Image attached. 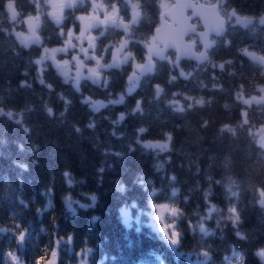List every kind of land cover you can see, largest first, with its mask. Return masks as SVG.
Here are the masks:
<instances>
[{
  "label": "trees",
  "instance_id": "obj_1",
  "mask_svg": "<svg viewBox=\"0 0 264 264\" xmlns=\"http://www.w3.org/2000/svg\"><path fill=\"white\" fill-rule=\"evenodd\" d=\"M160 1L130 0L139 9L133 21L129 0H101L106 11L115 6L128 26L107 28L99 49L110 43L111 53L125 38L133 60L144 64ZM210 1L226 24L211 38L206 62L177 59L168 50L139 75L128 59L103 70L100 83L82 79L77 91L49 61L42 75L35 61L44 49L62 45L68 30H77L76 16L90 4L67 8L57 24L42 0H0V108L13 112L11 118L0 115V229L7 230L0 231V264H10L9 250L22 264L40 256L44 264L53 251L55 264H79L86 251L87 264H240L233 252L243 254V264H264L256 255L264 249V144L255 133L264 126V68L251 60L264 56V0ZM37 13L39 43L24 44L16 32H24V18ZM120 96L123 103L110 104ZM85 97L107 107L96 112L82 102ZM137 100L141 112H134ZM120 114L125 119L114 124ZM141 127L146 131L138 134ZM166 134L172 136L168 151L137 143L165 142ZM93 195L94 207H79L91 204ZM152 203L182 210L177 246L149 224ZM233 207L236 224L228 211ZM201 223L208 235L199 231ZM16 225L27 229L24 242L12 232Z\"/></svg>",
  "mask_w": 264,
  "mask_h": 264
},
{
  "label": "rangeland",
  "instance_id": "obj_2",
  "mask_svg": "<svg viewBox=\"0 0 264 264\" xmlns=\"http://www.w3.org/2000/svg\"><path fill=\"white\" fill-rule=\"evenodd\" d=\"M44 5L47 7V12L50 15V17L57 23L60 24L64 16L65 10L67 8H71L74 4L77 2L80 3H89L90 9L87 10L86 13L78 14L76 16V20L78 21V28L76 31H73V40H72V46L68 47V50L66 53H57L56 60L63 66V62L65 60L69 61L68 64V71L69 75L67 80H70L73 85L75 86V80L77 76V72H82V75L80 77V81L82 79H88L89 81L93 82V79L99 78L101 81L102 79V71L105 69H108L109 65L111 66H119L121 63L126 62L128 59L133 60L131 52H128L126 50V43L127 39L122 38L114 47H112L111 53H110V43L104 44L101 49L98 47V38L102 35L104 37V33L107 28L111 27H119L121 29L126 30L128 24H125L121 21L117 14V10L115 12V18L109 16V18L104 22L100 23V20L104 18V11H102L100 4L101 0H42ZM205 3H213L210 0H201ZM130 2V0H129ZM53 3L59 4V8H53ZM171 5L170 0H161L160 1V9L161 12L168 9V7ZM40 8L43 9V6L40 5ZM105 9V7L103 6ZM114 9L111 11H107L109 13L113 12ZM132 10L139 13L138 6L130 2V12ZM80 17H89L87 21V26L85 27V22L81 21ZM131 18V15H130ZM40 22V14L37 13L36 15L27 16L23 20V24L25 27L24 32H16V36L20 42H24L25 40H30L35 37H38L36 33V29ZM126 26V27H125ZM67 36L64 39V43L57 47H50L43 50L42 55L38 58L45 57L44 62L49 61L50 64L54 66V68L57 70V72L63 77L65 80V77L62 75V72L60 69L57 68L56 63L52 62L50 59H47V57L50 56L52 49H58L61 47L66 46V41L68 40V32ZM81 31H83V36L80 35ZM75 37H79V39H76ZM91 38V39H90ZM188 41L195 42L194 39H188ZM212 41H210L209 44H211ZM145 50L147 53V60L144 64H138L135 60H133V66L136 70L134 75L138 73V75L142 72H144L147 68H151V58L152 57H158L163 55L162 48L156 43L154 38L151 36L147 42H145ZM87 49V52L84 50ZM47 50V51H46ZM85 56H87V59H85ZM73 57H78L79 61L83 62V65L81 66L80 63L76 60H73ZM97 60H99V65L97 64ZM139 65V67H137ZM40 69V65H38ZM96 68L98 77L93 76V79H89L88 77L92 75L89 72V69ZM132 75L130 78V82L133 83L136 80V76ZM87 98V97H85ZM84 98V99H85ZM254 98V97H253ZM253 98H250L246 100L245 103L251 102V100H254ZM258 98V97H256ZM91 101H99L100 100H91ZM91 105V102H89ZM255 133L258 135V139L264 144V126L259 127L256 129ZM164 142V141H161ZM126 216V214H125ZM168 222L171 223V218H167ZM149 224L159 232L160 235L164 237V235L158 230L159 229V222L155 220L154 217V209L150 208L149 212ZM165 238V237H164ZM167 242L168 240L165 239ZM87 251L85 252V258L81 259L79 264H87L86 260ZM53 257H51L49 260H52ZM48 260V261H49ZM55 263H56V257H55ZM44 264H47L45 262ZM230 264V263H226Z\"/></svg>",
  "mask_w": 264,
  "mask_h": 264
},
{
  "label": "snow or ice",
  "instance_id": "obj_3",
  "mask_svg": "<svg viewBox=\"0 0 264 264\" xmlns=\"http://www.w3.org/2000/svg\"><path fill=\"white\" fill-rule=\"evenodd\" d=\"M52 7L55 9V8H59L60 5L56 4V3H53ZM101 9H102V11H104L105 15H104V18L100 20V23H104L109 18V16L115 18V12H116L115 6H113L114 10L111 13L107 12L106 9L103 8V6H101ZM79 19L81 21L85 22V27H86L89 17H80ZM83 34H84L83 31H81L80 35L83 36ZM73 38H74L73 37V31L70 30L68 32V40L65 42L66 46L58 48V49H52L50 56L47 57V59H50L52 62L56 63L57 68L61 70L62 75L65 77V82H67V78H68V75H69V71H68V67H67L68 64H69V61L65 60L63 62V66H62L59 62H57L56 56H57V53H66L67 52L68 47L72 46ZM75 38L79 39V37H75ZM35 42L39 43V37H36ZM84 51L87 52V49H85ZM85 59H87V56H85ZM44 60H45V57H41L40 59H37L35 61V63L37 65L41 66L40 69H39L41 75H42V73L44 71V67H43ZM73 60L78 61L81 66L83 65V62L79 61L78 57H73ZM99 63H100L99 60H97V64L98 65H99ZM108 67H111V65H109ZM137 67H139V65H137ZM89 72L92 74V75H90L88 77L89 79H93V76H97L98 77V73H97V69L96 68L89 69ZM81 75H82V72H77V76H76V80H75V87H76L77 91H79ZM93 82L94 83H100V80H99V78H96V79H93ZM39 83L41 85H44L45 84L44 79L41 78L39 80ZM22 86H24V85L22 84ZM47 87L49 89L52 88V86L50 84H48ZM132 91H133V88H129L128 89V93L129 94H131ZM161 92H162V89H160L159 86H157L156 87V97L157 98H159V96L161 95ZM61 98H63V97H61ZM124 99H125L124 96H120L118 99H114V100L110 101V104L119 105V104L124 102ZM82 102L83 103L91 102V107L96 112H99L100 109L107 107V105L104 104L103 102L91 101L90 98H85ZM141 103L142 102L140 100H137L136 108H135L134 112H141L142 111ZM197 103L199 104V103H202V102L201 101H197ZM169 104L171 106L173 104V102H169ZM175 110L179 111V112H183L184 111V107H183L182 104H176ZM47 112H48V114L50 116L53 114V110L51 108H47ZM0 115H6V116L11 118L13 116V112L12 111L5 112L2 108H0ZM124 119H125L124 114H120L118 119L116 121H114L113 123L114 124H119ZM88 126L90 128L94 127L93 124H89ZM25 131L27 132L28 129L25 128ZM76 131L79 132L80 129L77 128ZM145 131H146V129L141 127V128L138 129V134H143V133H145ZM171 140H172L171 134H166V141L165 142H159V141L142 142L139 139H137V143H141L142 146L144 148H146V149L158 150L160 152H164V151L170 150V142H171ZM117 155H120V154L117 153ZM21 167H26V166L21 165ZM160 167L162 168L163 165L161 164ZM100 171L102 172L103 169H100ZM65 175L67 176L68 174L65 173ZM172 179L174 180L175 177H172ZM68 183L71 185L72 181L69 180ZM119 190L123 191L124 189H123V187H121ZM177 191L178 190H173L172 191V193H171L172 197H176L177 196ZM156 194H157V191L155 189H153L151 191V193H150V196L154 197V196H156ZM260 194H261V196H264V190H261ZM233 195H235V193H233ZM89 199L91 200V204H79V207L82 208V209H87L89 207H94L96 202H97V197L95 195H93V196L89 197ZM260 203H261V205H264V200H262ZM151 206L154 209L155 220H157L159 222V229L158 230L164 235L165 239H167L168 242L173 247L177 246L180 243V233L176 229V218L182 215V210L179 207H176V206H173V205H170V204H167V203H159V204L152 203ZM68 207L73 212H75V209L73 208L71 202H69ZM210 211L211 212H215V211H217V209H216L215 206H212ZM228 211L230 213V219L233 221V223L234 224L239 223L240 217H239V214L237 212V209L233 207V208H229ZM168 217L171 218V223L168 222V220H167ZM98 219H99V217H94L93 218V220H98ZM0 231H7V230L6 229H0ZM199 231L201 233H204L205 235H208V232H207V230L205 229V227H204V225L202 223L199 225ZM12 232H13V234H15L16 232H19V235L16 236V239L18 241H20V242H24L26 235H28L27 229H25L23 231H19V225H16L12 229ZM237 235L239 236L241 234L237 233ZM88 251L91 252V249H89ZM233 255L237 256L239 258L240 264H242V262L244 261L243 254L237 253V252H233ZM256 255L258 257H260L261 259H264V249H260L259 251H257ZM6 256H7V258H9L10 264H22L21 258H20V256H18L16 254V252L9 250L6 253ZM52 257H53V259L47 261V264H55L56 251L52 252ZM204 258H205V260L210 259V257L208 256L207 253L204 254ZM224 259L225 260H229V257H225ZM42 261H44V257L40 256V257H37L33 261V264H42Z\"/></svg>",
  "mask_w": 264,
  "mask_h": 264
},
{
  "label": "water",
  "instance_id": "obj_4",
  "mask_svg": "<svg viewBox=\"0 0 264 264\" xmlns=\"http://www.w3.org/2000/svg\"><path fill=\"white\" fill-rule=\"evenodd\" d=\"M171 5L159 15V23L153 30V37L163 51L171 50L177 59H189L197 63L208 60V44L211 37L219 36L225 28L226 20L219 13L218 6L201 0H170ZM139 13L132 12V20L136 21ZM193 20H196L194 22ZM260 20L264 22V14ZM199 26V27H198ZM200 28V29H198ZM194 35L200 50L196 51V43L187 40ZM36 37L25 40L35 41ZM251 60L264 68V56L254 54ZM262 199L259 201V204Z\"/></svg>",
  "mask_w": 264,
  "mask_h": 264
},
{
  "label": "flooded vegetation",
  "instance_id": "obj_5",
  "mask_svg": "<svg viewBox=\"0 0 264 264\" xmlns=\"http://www.w3.org/2000/svg\"><path fill=\"white\" fill-rule=\"evenodd\" d=\"M194 22H196V20H194ZM198 29H200V28H198ZM195 41V43H196V51H199L200 50V47H199V45H198V41H196V40H194ZM211 41V40H210ZM198 45V46H197Z\"/></svg>",
  "mask_w": 264,
  "mask_h": 264
},
{
  "label": "clouds",
  "instance_id": "obj_6",
  "mask_svg": "<svg viewBox=\"0 0 264 264\" xmlns=\"http://www.w3.org/2000/svg\"><path fill=\"white\" fill-rule=\"evenodd\" d=\"M9 8H11V5H9ZM13 15L15 16V13ZM221 67H223V65H221ZM245 122H247V121H245ZM232 131H234V129ZM262 146H264V145H262ZM242 264H243V262H242Z\"/></svg>",
  "mask_w": 264,
  "mask_h": 264
}]
</instances>
